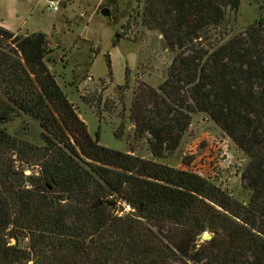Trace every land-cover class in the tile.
Wrapping results in <instances>:
<instances>
[{"label": "trees", "instance_id": "trees-1", "mask_svg": "<svg viewBox=\"0 0 264 264\" xmlns=\"http://www.w3.org/2000/svg\"><path fill=\"white\" fill-rule=\"evenodd\" d=\"M142 3L139 24L173 54L158 87L139 83L130 104L149 159L100 145L99 129L90 136L46 63L45 33L0 26V124L26 115L43 141L34 146L0 127V264H264V14L227 38L240 0ZM199 113L247 157V202L158 162ZM13 155L36 169L24 183L9 180ZM205 230L210 242L198 238ZM18 236L27 249L17 248Z\"/></svg>", "mask_w": 264, "mask_h": 264}, {"label": "rangeland", "instance_id": "rangeland-1", "mask_svg": "<svg viewBox=\"0 0 264 264\" xmlns=\"http://www.w3.org/2000/svg\"><path fill=\"white\" fill-rule=\"evenodd\" d=\"M142 1L68 0L62 5L64 10L57 12H49L39 1L32 14L30 30L50 32L54 29V33L47 36L52 52L47 56L46 63L90 136L94 138L99 129L100 145L149 159L151 155L146 140L137 139L135 130L132 131V127L135 128L129 120L130 104L139 83L158 87L173 54L164 48L160 34L139 24L136 15L141 12ZM104 8L109 10V17L101 14ZM263 14L264 0H240L238 13L234 16L236 19L230 17L227 38L242 32ZM19 34L24 35L23 32ZM106 55L111 61V77ZM125 69L128 70L129 88L122 91L118 86L125 82ZM0 127L6 128L21 141L43 146L38 122L26 115L0 124ZM114 132L121 135L116 137ZM212 137L225 139L227 135L204 114H195L178 148L158 162L180 169L190 157L187 155L189 148L199 154L203 148L201 142ZM230 151L231 159L227 163L231 166L227 168V164L222 162L219 167L223 165L224 170L214 176L213 181L237 201L247 202L249 192L242 186L241 173L248 159L234 143ZM13 159L12 173L31 170L33 175L36 172L33 167L21 166L15 155L11 156ZM26 177L20 184L25 182ZM120 207L125 212L129 211L123 203ZM25 240L28 242V239ZM14 243L11 240V244Z\"/></svg>", "mask_w": 264, "mask_h": 264}, {"label": "built area", "instance_id": "built-area-1", "mask_svg": "<svg viewBox=\"0 0 264 264\" xmlns=\"http://www.w3.org/2000/svg\"><path fill=\"white\" fill-rule=\"evenodd\" d=\"M44 3V7L49 12H57L61 9L62 5L68 0H38ZM230 141H232L228 136L225 139H217L212 137L205 143L201 142L203 148L200 149L199 154L195 153L193 149L187 155H190L187 163L182 165V170L193 172L204 179L213 181L214 176H218L224 170L219 167L222 162L226 163V167L229 168L227 160L231 159V146ZM221 178L218 182H220ZM214 182V181H213ZM215 183V182H214ZM217 184V183H216ZM218 185V184H217ZM220 186V185H218ZM221 187V186H220ZM222 188V187H221Z\"/></svg>", "mask_w": 264, "mask_h": 264}, {"label": "crops", "instance_id": "crops-1", "mask_svg": "<svg viewBox=\"0 0 264 264\" xmlns=\"http://www.w3.org/2000/svg\"><path fill=\"white\" fill-rule=\"evenodd\" d=\"M38 2V0L36 2L33 0H0V26L14 33L23 32L24 35L41 32L30 30L32 14L36 11ZM60 10L64 8L61 7ZM53 30L43 33L48 36Z\"/></svg>", "mask_w": 264, "mask_h": 264}, {"label": "water", "instance_id": "water-1", "mask_svg": "<svg viewBox=\"0 0 264 264\" xmlns=\"http://www.w3.org/2000/svg\"><path fill=\"white\" fill-rule=\"evenodd\" d=\"M101 14L105 17H109L110 14H109V10L104 8L101 10ZM116 38H118V36H116ZM133 127H132V131H133ZM24 171H21L19 173H12L9 175V180L12 182V183H15V184H18L20 182H22L24 180ZM201 236L202 234H199L198 235V238L201 240ZM207 242V241H205ZM17 248L19 249H27L28 248V242L22 237V236H18V245H17Z\"/></svg>", "mask_w": 264, "mask_h": 264}, {"label": "clouds", "instance_id": "clouds-1", "mask_svg": "<svg viewBox=\"0 0 264 264\" xmlns=\"http://www.w3.org/2000/svg\"><path fill=\"white\" fill-rule=\"evenodd\" d=\"M24 175L25 176L32 175V171L31 170H27V171H25ZM25 187L30 190L32 186L30 184H26ZM127 208L129 210H131V205H128ZM213 236H214L213 233H211L210 231L205 230L202 233L201 242H205V241H209L210 242V240L213 238ZM29 264H31V261L29 262Z\"/></svg>", "mask_w": 264, "mask_h": 264}]
</instances>
